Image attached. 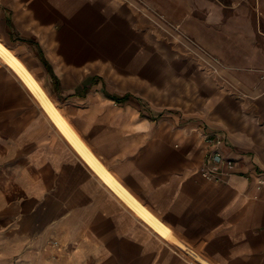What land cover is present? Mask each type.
I'll use <instances>...</instances> for the list:
<instances>
[{
    "label": "crops",
    "instance_id": "obj_1",
    "mask_svg": "<svg viewBox=\"0 0 264 264\" xmlns=\"http://www.w3.org/2000/svg\"><path fill=\"white\" fill-rule=\"evenodd\" d=\"M0 57V264H264V0H0Z\"/></svg>",
    "mask_w": 264,
    "mask_h": 264
},
{
    "label": "built area",
    "instance_id": "obj_2",
    "mask_svg": "<svg viewBox=\"0 0 264 264\" xmlns=\"http://www.w3.org/2000/svg\"><path fill=\"white\" fill-rule=\"evenodd\" d=\"M225 164L228 169H232V161L228 159H223V157L219 154H213L206 157L205 164L207 166V170L200 174L202 179L208 180L211 178V175L214 173H218L220 171V164Z\"/></svg>",
    "mask_w": 264,
    "mask_h": 264
},
{
    "label": "rangeland",
    "instance_id": "obj_3",
    "mask_svg": "<svg viewBox=\"0 0 264 264\" xmlns=\"http://www.w3.org/2000/svg\"><path fill=\"white\" fill-rule=\"evenodd\" d=\"M197 5H198V3H196V12H197V9H199L198 7H197ZM254 14H257L258 12L256 11V9L254 10V11H252ZM197 14V13H196ZM0 62L1 63H3V64H7L1 57H0ZM4 91H5V89H4ZM41 104V103H40ZM42 107V106H41Z\"/></svg>",
    "mask_w": 264,
    "mask_h": 264
}]
</instances>
